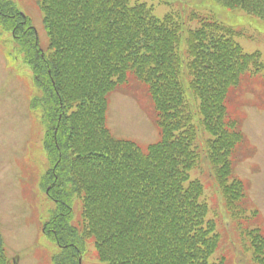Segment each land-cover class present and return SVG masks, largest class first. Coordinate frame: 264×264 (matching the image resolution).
I'll return each mask as SVG.
<instances>
[{
    "label": "trees",
    "instance_id": "obj_1",
    "mask_svg": "<svg viewBox=\"0 0 264 264\" xmlns=\"http://www.w3.org/2000/svg\"><path fill=\"white\" fill-rule=\"evenodd\" d=\"M215 1L264 23V0ZM40 8L46 50L27 18L0 0L32 72L31 108L46 126L48 196L59 210L43 228L64 251L59 262L79 264L91 242L101 264H210L223 234L191 176L205 157L251 261L264 264L262 218L236 174L251 152L230 111L232 95L264 69L261 53H246L241 32L198 13L159 19L130 0H41ZM186 22L198 26L186 31ZM131 82L145 89L159 129L146 148L107 126L111 95ZM84 139L86 149L74 151ZM5 248L0 234V264Z\"/></svg>",
    "mask_w": 264,
    "mask_h": 264
},
{
    "label": "rangeland",
    "instance_id": "obj_2",
    "mask_svg": "<svg viewBox=\"0 0 264 264\" xmlns=\"http://www.w3.org/2000/svg\"><path fill=\"white\" fill-rule=\"evenodd\" d=\"M10 1L28 16L37 30L42 48L46 50L49 38L43 27L41 0ZM130 2L132 5L147 4L159 19L167 14L183 18L190 13L212 16L240 31L242 35L237 37V42L246 53L260 52L264 64V23L241 9H228L215 0ZM10 25L8 20L0 17V231L8 249L9 264H62L59 261L64 255L63 249L44 235L43 228L59 210L55 201L47 196L50 182H47L46 174L51 170L52 162L44 148L46 126L31 110L30 102L37 91ZM32 26L28 24V27ZM197 26V22H186L185 30ZM232 97L230 111L234 117L242 119L246 145L251 149L249 158L237 165V173L249 182V197L254 204L250 209H258L264 219V69L247 78ZM154 120L151 102L143 87L141 89L131 82L111 95L107 123L116 137L146 148L160 139ZM195 121L200 122L199 115L195 116ZM87 140L78 143L74 151H84ZM200 144L198 146L203 149L204 144ZM246 153L243 150L242 156ZM208 164L204 157L201 165L204 171L195 172L192 177L205 185V198L212 206L210 217L218 220L217 226L223 234L221 247L209 263L227 257V264H254L244 247L243 238L235 231L237 225L226 213ZM73 207L76 219L79 212ZM257 226L264 231V220ZM82 260L83 264H101L94 243H86Z\"/></svg>",
    "mask_w": 264,
    "mask_h": 264
}]
</instances>
